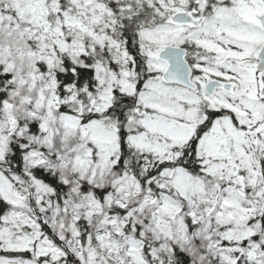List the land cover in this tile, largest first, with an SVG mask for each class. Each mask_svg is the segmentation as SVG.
Listing matches in <instances>:
<instances>
[{"label": "snow or ice", "instance_id": "1", "mask_svg": "<svg viewBox=\"0 0 264 264\" xmlns=\"http://www.w3.org/2000/svg\"><path fill=\"white\" fill-rule=\"evenodd\" d=\"M0 264H264V0H0Z\"/></svg>", "mask_w": 264, "mask_h": 264}]
</instances>
